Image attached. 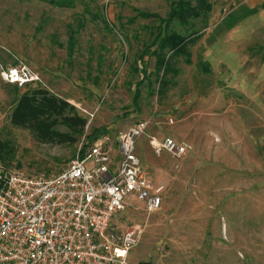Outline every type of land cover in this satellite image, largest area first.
<instances>
[{
  "label": "rangeland",
  "instance_id": "obj_1",
  "mask_svg": "<svg viewBox=\"0 0 264 264\" xmlns=\"http://www.w3.org/2000/svg\"><path fill=\"white\" fill-rule=\"evenodd\" d=\"M176 2L78 0L56 8L0 0V139L14 147L2 164L54 173L80 142L100 134L114 140L146 121L135 152L152 181L164 182V198L152 213L131 201L115 219L121 230L138 231L128 261L264 264V0H206L209 12L175 21L169 32L192 41L162 76L155 38ZM12 68L39 80L9 82L4 72ZM160 78L169 81L163 93ZM33 87L66 99L87 119L75 143H42L10 123L15 99ZM150 136L183 142L186 152H156Z\"/></svg>",
  "mask_w": 264,
  "mask_h": 264
},
{
  "label": "built area",
  "instance_id": "obj_2",
  "mask_svg": "<svg viewBox=\"0 0 264 264\" xmlns=\"http://www.w3.org/2000/svg\"><path fill=\"white\" fill-rule=\"evenodd\" d=\"M19 86L39 77L27 68L4 72ZM146 121L116 139L100 134L80 142L76 155L59 171L30 174L0 162V264H134L128 253L137 229L121 230L115 219L129 202L147 213L163 203L165 184L153 182L135 152ZM156 152L176 158L186 145L150 136Z\"/></svg>",
  "mask_w": 264,
  "mask_h": 264
},
{
  "label": "trees",
  "instance_id": "obj_3",
  "mask_svg": "<svg viewBox=\"0 0 264 264\" xmlns=\"http://www.w3.org/2000/svg\"><path fill=\"white\" fill-rule=\"evenodd\" d=\"M56 8H73L78 0H42ZM80 1V0H79ZM191 2L194 5H191ZM264 8V3L260 5ZM211 9L206 0H178L170 10L166 19L161 20L156 41H160L161 52L155 53L156 70L167 75L173 72V66L179 57L186 54L188 41L169 32V27L175 22H186L188 19H198ZM256 13V8L249 9L248 15ZM233 27L231 24L227 29ZM166 33V34H165ZM166 35V36H164ZM190 39V38H189ZM169 47L170 54H163V48ZM188 62V60H187ZM168 79L158 80L159 93L167 88ZM139 91L134 94L137 101ZM87 119L80 115L75 107L66 99L57 96L45 88L33 87L20 93L15 99L10 113V123L30 131L39 142L49 144H73L82 133ZM63 127V128H61ZM14 147L8 140L0 139V162L7 164L13 159ZM137 264H152L149 261H140Z\"/></svg>",
  "mask_w": 264,
  "mask_h": 264
},
{
  "label": "crops",
  "instance_id": "obj_4",
  "mask_svg": "<svg viewBox=\"0 0 264 264\" xmlns=\"http://www.w3.org/2000/svg\"><path fill=\"white\" fill-rule=\"evenodd\" d=\"M164 198V197H163ZM137 264V263H136Z\"/></svg>",
  "mask_w": 264,
  "mask_h": 264
}]
</instances>
